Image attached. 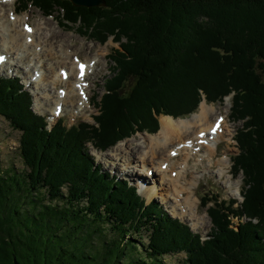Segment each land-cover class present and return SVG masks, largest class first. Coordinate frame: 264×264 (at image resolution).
Instances as JSON below:
<instances>
[{
  "label": "trees",
  "instance_id": "obj_1",
  "mask_svg": "<svg viewBox=\"0 0 264 264\" xmlns=\"http://www.w3.org/2000/svg\"><path fill=\"white\" fill-rule=\"evenodd\" d=\"M101 1H20L21 11L57 9L62 24L118 48L93 123L49 125L19 79L0 76V116L19 132L23 165L0 169V264H165L175 253L178 264H264V0ZM202 94H232L231 118L242 121L232 157L242 200L202 197L212 223L204 238L86 145L104 151L146 118L140 128L155 131L157 115H188Z\"/></svg>",
  "mask_w": 264,
  "mask_h": 264
},
{
  "label": "rangeland",
  "instance_id": "obj_2",
  "mask_svg": "<svg viewBox=\"0 0 264 264\" xmlns=\"http://www.w3.org/2000/svg\"><path fill=\"white\" fill-rule=\"evenodd\" d=\"M20 1L21 0H13V2H11L9 5H2L0 3V14H3L5 16V20L7 22H2V20H0V31H3L6 35L8 44H12L13 42H15V38L20 36V32H16L15 26L8 22V20L6 19L7 14L11 13L12 9V11L14 10L15 16L17 15L18 17H23L24 15H26L29 17V25H27L28 28H34V25H32L33 22L38 23V21H50L49 28H53L55 30V33L62 34V37H67L68 39H70V41H72L71 45L69 46V49L72 50L76 48L72 46L75 43L76 45L79 43L82 44L77 53L79 60L84 61L85 56L94 57L97 60L92 67L93 73H88L85 78L81 81L82 84H84L83 82H85L88 85L86 84L81 86L82 94L80 95L79 99L73 100L72 103H70L71 105L67 107V110L63 111L62 113L60 112L61 109L59 107L55 112V117L51 115L52 113L50 114V112H52L50 109L48 111H38L34 108L35 99L33 95V90L30 88L36 83H40L43 81L48 82L51 76L54 74L59 75L58 70H55V72H51L46 68V66H43V64L45 65L46 62L53 61L52 58L49 59V57L46 56L47 53H44V55L40 58H38V56H34L31 59L33 62H42L38 63L41 64V66H39L37 71H32V76H35L36 81L32 82L29 87L28 83L25 82V73L21 67H13L12 69V67L7 65L0 66V76L16 77L17 79H19V82L22 84L23 89H26L31 96L32 110L35 113L44 116L49 125L54 124L58 119H62L67 126L79 123L81 121L93 123V117L98 115L99 98L104 91V81L106 77L110 75V71L114 68V62L111 59L110 55L113 54V49L118 48V44L112 40V37H109L105 42L100 43L99 41L91 37L90 34L92 33H90V31L85 32V26L79 27L77 24L72 23H65V25L62 24L63 21L61 17V12L57 9H54L52 15H46L42 13L33 5H29L26 10L21 11ZM23 26H19V28H22ZM64 43L67 44L68 42L65 41ZM53 46L55 47L54 42ZM52 52H54V49L52 50ZM1 57L2 58L0 59V63L1 61L3 62L5 60L4 56ZM26 60L27 59H25L24 61ZM131 84V81L126 83L123 90L127 91ZM55 89L61 90V86H56ZM231 95L232 94L224 97L221 101H210L207 100L202 94L197 106L188 115L185 114L182 116L174 117L168 114H159L156 116L157 128L155 131L140 128L141 126H144L147 121L149 122V119L146 118L145 123L140 124L141 126H132L131 130L129 131V136L118 140L113 146L104 151L95 148L90 143H87L86 145L88 147L89 153L96 159L98 163L102 165V168L104 170H107L108 172L117 175L120 178H125L130 181V183L133 184L137 189V192L143 198H145L146 202L157 201L166 212H168L173 217L180 219L184 223H187L193 232L199 233L201 237L204 238L206 234L211 230L212 223L207 213L208 206H203L201 202L202 197L209 198L210 200L216 198L225 200L232 199L235 201L237 200V203L242 200V197L240 195V190L242 186V174H234L232 164V157H234L238 152L234 137L237 128L241 127L242 121H234L233 118H231L234 116L231 108ZM94 97H96L95 103L93 100ZM77 101H80L82 107L81 112H78V110L75 109ZM201 101H206V103L210 107H212L216 113L226 115L225 126L227 128V131L224 130L225 136L223 135L222 138L224 139L221 138L218 142L217 151L220 154L222 153L221 157L224 155L228 157V164L226 168L228 172H226L224 174V177L221 178L217 177L214 173L210 172H202L201 174H198L197 180L194 181L191 185V191L194 193L193 197H195V204L192 208L194 211V215L196 216L195 218L194 216H188L187 212L183 211V208L181 206H178L174 209L171 207L176 204L175 198L170 195V191L166 188L167 185H164V180L161 179V175L159 173L157 174V172L150 169L154 166H158V164L155 163V161L152 163L149 158L147 160L148 154L145 156L142 155L144 152H147V134H155L158 131L159 117L161 115L171 116L173 118H189L193 113L198 111V107ZM59 112L61 114H59ZM122 126H124V129L128 130L131 125L125 126V124L122 123ZM116 134L119 135V133ZM229 135L231 136V139L228 141L226 138ZM18 139L19 132L17 130L12 129L8 122L2 116H0L1 170L10 168L12 166L15 167L17 170H23V165L18 154ZM201 151H203V149H201ZM142 157H144L145 159V167H149L147 173L144 175L142 173L140 174L138 170H136L137 168L140 169V167L142 166ZM127 158H129V160H125ZM131 170H133L132 173H130ZM198 170H201V167H199ZM226 176H229L231 178V181L237 184L238 190L234 191L233 193L228 192V189L225 187V183H223ZM152 185H154V189L156 192L155 194H158V196L153 195L151 196V198H149L147 196V186L149 187ZM181 197L182 196H179V198ZM196 199H198V202L196 201ZM237 203L235 205H237ZM233 222L236 223L238 222V220L234 218ZM135 235L136 234H134V236ZM140 241L143 245H145L147 241L146 237L142 236ZM182 259H184L183 253L164 255L162 257V260L165 264H178L181 262Z\"/></svg>",
  "mask_w": 264,
  "mask_h": 264
},
{
  "label": "bare ground",
  "instance_id": "obj_3",
  "mask_svg": "<svg viewBox=\"0 0 264 264\" xmlns=\"http://www.w3.org/2000/svg\"><path fill=\"white\" fill-rule=\"evenodd\" d=\"M11 2L13 0H0L2 5H9ZM14 14V10L11 9V13L7 14L6 19L15 26L16 32H20V36L15 38V42L8 44L6 35L0 31V58L4 56L5 59L3 62L1 61L0 66L7 65L12 69L21 67L25 73V82L29 87L32 82L36 81L35 76H32V71H37L41 66L38 63L42 62H33L31 59L34 56L40 58L44 53H47L46 56L49 59L52 58L53 61L46 62L43 66H46L51 72L58 70L59 75L54 74L48 82L36 83L30 88L33 90L35 99L34 108L38 111L50 109L52 111L50 114L52 113L51 115L55 117V112L59 107L62 113L67 110L73 100L79 99L82 94L81 86L87 84L85 82L82 84L81 81L88 73H93L92 67L97 59L85 56L84 61L79 60L77 53L82 44L79 43L77 46L75 43L72 46L76 48L69 49L72 41L67 37H62V34L55 33L53 28H49L50 21L33 22L34 28H28L29 17L26 15L18 17ZM0 20L6 22L3 14H0ZM19 26L23 27L19 28ZM65 41L68 43L65 44ZM53 49L54 52H52ZM25 59L27 60L24 61ZM81 64H84L83 76L80 75L79 70ZM59 85L61 90L55 89ZM75 109L78 112L82 111L80 101H77ZM225 117L226 115L216 113L206 101H201L198 111L189 118L161 115L158 131L155 134H147V152H144L142 156L148 154L147 160L149 158L152 163L155 161L158 164L150 169L161 175L170 195L175 198L176 204L171 207L174 209L181 206L190 217L196 218L192 209L195 197H193L191 185L197 180L198 174L210 172L221 178L228 172L226 170L228 157L226 155L221 157L222 153L217 151V144L225 134L224 130L227 131ZM226 139L229 141L231 136H227ZM125 160H129V158ZM141 161L142 166L136 170L144 175L149 167H145L144 157ZM199 167L201 170H198ZM132 172L133 170L130 171V173ZM223 183L230 193L238 190L237 184L232 182L229 176L225 177ZM147 188L149 198L153 195L158 196L155 194L154 185L147 186ZM179 196L182 197L179 198ZM196 201L198 202V199Z\"/></svg>",
  "mask_w": 264,
  "mask_h": 264
},
{
  "label": "water",
  "instance_id": "obj_4",
  "mask_svg": "<svg viewBox=\"0 0 264 264\" xmlns=\"http://www.w3.org/2000/svg\"><path fill=\"white\" fill-rule=\"evenodd\" d=\"M74 6L82 7H92V6H101L103 1L101 0H70Z\"/></svg>",
  "mask_w": 264,
  "mask_h": 264
},
{
  "label": "snow or ice",
  "instance_id": "obj_5",
  "mask_svg": "<svg viewBox=\"0 0 264 264\" xmlns=\"http://www.w3.org/2000/svg\"><path fill=\"white\" fill-rule=\"evenodd\" d=\"M29 31H30V29H29Z\"/></svg>",
  "mask_w": 264,
  "mask_h": 264
}]
</instances>
